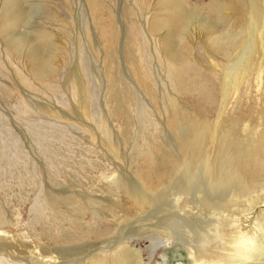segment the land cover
I'll return each mask as SVG.
<instances>
[{
    "label": "rangeland",
    "instance_id": "obj_1",
    "mask_svg": "<svg viewBox=\"0 0 264 264\" xmlns=\"http://www.w3.org/2000/svg\"><path fill=\"white\" fill-rule=\"evenodd\" d=\"M95 1L101 6L96 21L108 15L115 22L117 51L123 33L137 28L134 23L147 28L153 18L166 15L158 0ZM214 1L187 0L186 4L207 15L203 9ZM221 1L229 8L224 29L240 32L241 47L252 33L258 57L254 61L242 56L249 71H241L242 57L235 61L210 52L209 33L203 29L198 33L193 27L188 31V68L178 71L185 79L174 88L163 59L152 55L145 34L134 28L140 50L136 52L133 43L128 47L141 62L145 83L156 98L139 86L131 67L121 59L116 73L140 98L146 110L140 114L137 105L125 100L116 103L109 94V48L100 34L104 23L93 28L87 0H22L27 22L14 27L2 21L5 0H0V264H85L92 257L108 258L121 248L137 252L139 264H191L189 253L175 239L165 243L147 228L163 215L158 209L135 225L144 233L133 232L123 244L113 245L126 225L150 212L130 201L116 187L117 179L138 183L145 191L147 182L157 186L156 157L160 147L171 149L174 144L170 134L179 117H190L197 129L191 150L195 172H205L210 182L218 176L249 185L264 181L260 178L264 158L257 146L233 148L231 141L244 134L224 122L236 117L248 121L249 128H264V34L247 21L245 0ZM255 1V9L263 15L264 0ZM153 35L159 40L162 34ZM18 36L45 46L41 50L52 68L49 78L42 82L32 78L24 46L16 53L9 49ZM224 81L231 96L220 109ZM116 86L123 89L121 82ZM81 90L84 107L79 104ZM214 91L217 97L212 103L209 96ZM227 141L230 144L225 146ZM168 163L181 169L176 156ZM139 176L149 178L142 183ZM253 200L260 201L258 207L264 205L263 197ZM223 210L237 212L233 206ZM247 215L253 226V216Z\"/></svg>",
    "mask_w": 264,
    "mask_h": 264
},
{
    "label": "bare ground",
    "instance_id": "obj_2",
    "mask_svg": "<svg viewBox=\"0 0 264 264\" xmlns=\"http://www.w3.org/2000/svg\"><path fill=\"white\" fill-rule=\"evenodd\" d=\"M186 1L158 0L157 5L166 15L160 20L153 18L147 28L144 24L134 23L138 25V29L136 26L130 27L128 35L123 33L120 38L121 48L117 51L116 44L119 39V32L115 22L109 19L108 15L107 18L98 16L100 19L96 21V9L101 6L95 0H87L92 11L93 28L97 30L96 23H104L100 29L102 31L100 34L109 48L106 55L109 70L107 73L109 94L113 96L116 103L125 100L132 106L137 105L138 113L146 112L142 104L139 103L140 98L125 84L124 77L120 78L119 73H116V67L120 66V62L117 61L119 59L131 67L139 86L145 90L150 98H156L153 90L145 83V76L142 75L140 69L141 62L136 60L135 55L131 52V47H128L133 43L137 52L140 46V43L134 41L139 39L137 35H132L134 28L137 32L139 31L138 33L145 34V43L150 48L152 55L161 56L166 64L168 82L174 88H180L185 79L184 75L179 76L178 71L188 68L187 57L190 54V49L187 43L188 38H191L188 31L193 27L196 31L198 30V33L201 32V29L209 33L206 47H209L210 52L230 57L235 61L242 56L254 57V61L258 57L251 32L248 41L246 40V45L241 47L238 40L240 32L231 33L224 29L228 18L225 12L229 9L224 1L216 0L207 5L206 9H203L207 15H203L201 12L204 13V11L198 7H189ZM245 1L247 21L253 23L255 29L257 27L262 29L264 34V14L261 15L255 9V0ZM21 2L22 0H5L3 3L2 21L6 26L14 27L27 22V11L21 6ZM13 8L15 9L12 11ZM153 33H161L163 36L161 35V39L155 40L156 36ZM39 38L43 39V36ZM94 40H96L95 37ZM21 46L25 47L24 60L29 65L32 78L41 82L49 78L52 68L49 60L42 53L41 47L44 45L18 36L14 44L9 45V49L16 53L18 48L21 49ZM243 62L241 71L246 73L249 71V65L246 60L244 61V58ZM213 66L217 67V64L214 63ZM174 67L179 70H175ZM111 69L114 71L111 72ZM221 73L222 71H220ZM229 74L233 80L235 70H230ZM117 82L123 83V89L117 88ZM82 90L79 104L84 107L83 99L85 98L82 95ZM230 96V89L224 81L220 88V109L225 107ZM216 97L214 91L209 96L210 102L215 103ZM168 100L173 101L170 96H168ZM118 111L121 112L120 107L117 109ZM176 115L178 114H174V116ZM224 122L231 124L230 126L235 130L238 128V132L244 134L243 137L234 138L231 141L233 148H248L255 145L264 158V128L261 130L255 126L249 128L248 121H242L236 117H230ZM171 136L175 140L171 149L164 146L158 147L160 154L156 157L155 164L158 170L157 186L153 187L152 184H149L151 181L147 182L148 191L147 189L145 191L141 189L138 183L132 182L134 184H131L118 179L117 182L115 181L116 187L124 192L130 201L150 209V212L139 216L132 223L126 225L125 229L121 230L118 237L113 241V245L123 244L133 232L136 234L144 233L145 229L142 231L140 227H135V225L151 217L152 211L158 209L156 210L158 214L163 211L164 216L162 215L158 219L156 217L154 224L148 225L147 228L158 233L165 243H170L175 239V242L183 246L189 253L191 264H264V205L258 207L257 205L261 204L260 201L253 200L254 197L264 198V181L249 185L245 180L231 183L224 176H218L217 180L211 176L214 179L210 182V177L205 172L201 173L198 170L195 172L191 150L198 133L194 121L188 116L177 119L170 138ZM218 138V136L214 138L215 144L218 142ZM174 140L170 139L172 142ZM228 144L230 141H227L225 146ZM175 156L181 164V169L168 163ZM260 172V178L264 180V167ZM148 178L146 177L147 180ZM146 179L143 176L138 177L142 183ZM110 190L112 191V189ZM228 206H233L237 210V212L234 210L235 215L223 210ZM165 207L166 209H163ZM211 211H213L212 215ZM247 214L253 216V226L252 222L247 220ZM139 262L137 252L121 248L108 258L92 257L85 264H139Z\"/></svg>",
    "mask_w": 264,
    "mask_h": 264
}]
</instances>
